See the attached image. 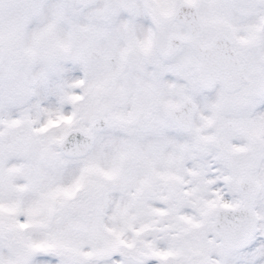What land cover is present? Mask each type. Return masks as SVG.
Listing matches in <instances>:
<instances>
[{"label":"snow or ice","instance_id":"1","mask_svg":"<svg viewBox=\"0 0 264 264\" xmlns=\"http://www.w3.org/2000/svg\"><path fill=\"white\" fill-rule=\"evenodd\" d=\"M0 264H264V0H0Z\"/></svg>","mask_w":264,"mask_h":264}]
</instances>
